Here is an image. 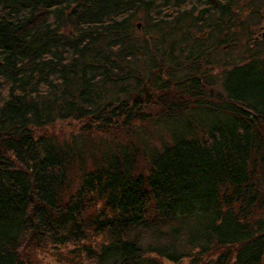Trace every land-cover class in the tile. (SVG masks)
I'll return each mask as SVG.
<instances>
[{
	"label": "trees",
	"instance_id": "obj_1",
	"mask_svg": "<svg viewBox=\"0 0 264 264\" xmlns=\"http://www.w3.org/2000/svg\"><path fill=\"white\" fill-rule=\"evenodd\" d=\"M262 24L264 0H0V264H264Z\"/></svg>",
	"mask_w": 264,
	"mask_h": 264
},
{
	"label": "rangeland",
	"instance_id": "obj_2",
	"mask_svg": "<svg viewBox=\"0 0 264 264\" xmlns=\"http://www.w3.org/2000/svg\"><path fill=\"white\" fill-rule=\"evenodd\" d=\"M140 21H137V23H139ZM142 26V25H141ZM140 26V28H141ZM256 39V41H260L261 39H264V25L262 24L260 27H258L257 29H255V34L253 35ZM218 78V76H217ZM158 90L155 88L154 85H151V83H149L148 81L145 82V84H143V90L141 92H137L134 93L133 99H138L139 103L137 106V111L138 108L142 109L144 107V105L147 103L152 102L153 100H156V96L158 95ZM147 109H142L141 112L139 113L142 114L144 111H146ZM58 126L56 127V130H58V136H61V138L67 140L66 138L69 137V139H74L73 133L76 135H79L81 131H83V125L82 123H79L77 126L71 127L70 124L66 121H60L58 122ZM168 128L167 130L164 127ZM177 127V125H175ZM48 129L47 133H50V131L52 130V127H50L49 125H47L44 129ZM136 128H140L138 129L139 132L143 135L146 136L147 139L149 140H154V141H161L159 138L164 139L165 141L168 140L169 138L167 137V135L170 134V132L173 130V124H160L157 123H148L145 121H140L137 120L136 121ZM74 129V130H73ZM42 133L46 132L43 129L40 130ZM105 132V131H104ZM103 134V133H102ZM167 134V135H166ZM164 135H166V137H164ZM154 136V138H149ZM163 140V141H164ZM80 142V141H79ZM160 145L159 142H157V144L155 145H150L151 148H155L158 147ZM46 260L51 261V263L53 264H57L56 260L51 257V256H46ZM187 262V261H186Z\"/></svg>",
	"mask_w": 264,
	"mask_h": 264
},
{
	"label": "water",
	"instance_id": "obj_3",
	"mask_svg": "<svg viewBox=\"0 0 264 264\" xmlns=\"http://www.w3.org/2000/svg\"><path fill=\"white\" fill-rule=\"evenodd\" d=\"M138 26H141V24L139 23Z\"/></svg>",
	"mask_w": 264,
	"mask_h": 264
}]
</instances>
